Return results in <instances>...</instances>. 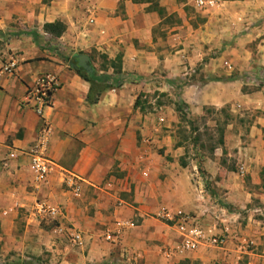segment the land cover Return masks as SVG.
<instances>
[{
	"label": "crops",
	"instance_id": "crops-1",
	"mask_svg": "<svg viewBox=\"0 0 264 264\" xmlns=\"http://www.w3.org/2000/svg\"><path fill=\"white\" fill-rule=\"evenodd\" d=\"M56 21L66 25L59 37L44 30ZM0 31V264H132L103 238L122 219L135 223L123 240L135 264H166L161 248L178 236L155 218L164 206L231 229L226 245L186 259L264 264V0H0ZM81 54L100 80L76 70ZM45 73L60 85L41 116L23 99ZM156 91L172 103L141 101ZM203 120L220 140L204 139ZM44 122L54 168L36 190L28 152ZM69 175L82 179L80 197ZM36 199L61 206L85 246L57 237Z\"/></svg>",
	"mask_w": 264,
	"mask_h": 264
},
{
	"label": "built area",
	"instance_id": "built-area-1",
	"mask_svg": "<svg viewBox=\"0 0 264 264\" xmlns=\"http://www.w3.org/2000/svg\"><path fill=\"white\" fill-rule=\"evenodd\" d=\"M196 3L199 7H212L217 1L196 0ZM94 20V16L90 18L91 23L94 22ZM17 64L18 62L16 59H11L4 68V72L14 73ZM59 85V78L55 74L45 73L40 75L36 79L34 85L27 90L23 99V104L34 109L42 116L45 108L52 105L54 94ZM160 120L163 121V118ZM50 133V124L44 122L39 131L38 143L28 152L30 157L29 169L32 173L36 190H39L47 184L49 176L54 168V163L47 153ZM16 157V152H11L9 155L10 159H15ZM5 165L7 166L8 163H5ZM239 170L243 175L246 173L244 167H240ZM65 184L73 192L75 197H80L82 192V179L75 175H69L65 179ZM197 185L199 186V183ZM202 188L203 187H201V189ZM201 192H203V189ZM34 211L36 215L49 220L53 224L52 230L57 237L67 236L73 246L79 248L85 246L86 243L83 232L77 229H71L65 223L66 213L61 206L42 199H36ZM155 218L173 228L178 236V240L175 243L167 244L161 248V252L167 260L185 258L190 253L196 252L201 248L223 247L229 240L231 229L227 225L225 226V223H222L223 230L218 232L219 225L217 223L207 227L202 224L194 213L181 208L174 209L164 206L157 211ZM134 227L135 223L133 221L122 219L108 226L103 233V238L113 245L120 247L121 253L124 254L123 258L127 259V257H129L132 264L137 263L138 254L129 252L127 248H123V240L126 232Z\"/></svg>",
	"mask_w": 264,
	"mask_h": 264
},
{
	"label": "rangeland",
	"instance_id": "rangeland-1",
	"mask_svg": "<svg viewBox=\"0 0 264 264\" xmlns=\"http://www.w3.org/2000/svg\"><path fill=\"white\" fill-rule=\"evenodd\" d=\"M216 1L218 2V0H216ZM30 29H32V28H30ZM6 49H7V45H6L5 39L0 38V58L3 56V54H4L3 51L6 50ZM148 95H149L148 97L143 96V98L141 99V101H146V102L147 101H149V102L150 101H153L154 104L161 103L162 105H164V104H171L172 103L170 96H162V95H160V97H157L158 96L157 91L156 92H149ZM149 105H153V104H149ZM224 116L225 115H221L220 113H218V114L216 113L213 116L210 115V117H212V120L215 119V120H218L219 121L220 127H221V125L223 123V120L222 119H224ZM187 124L188 123H183L182 128H181L182 131H184V134L187 135V136H191L192 138L195 137L197 134L191 133V129L187 128ZM199 124H200V127H201V133H203L205 135L204 139H207V141H209L210 137L214 136V140L215 141L220 140V135L221 134L218 131V126H212L213 122L209 124L207 122V120H203ZM190 140H193V139H190ZM198 156L200 157V155H198ZM196 157H197V155H196ZM262 174L263 175H261V176H262V179L264 181V172ZM244 178H245V181H251V177L248 176L247 174L244 176ZM256 206H260V205L259 204H256ZM29 262H31V260H29L26 263L29 264ZM166 262H167L166 264H202L201 261H199V260H191V258H187V259L186 258H181L178 263H172V260H167ZM42 264H51V263L50 262L49 263H45L44 262Z\"/></svg>",
	"mask_w": 264,
	"mask_h": 264
},
{
	"label": "trees",
	"instance_id": "trees-1",
	"mask_svg": "<svg viewBox=\"0 0 264 264\" xmlns=\"http://www.w3.org/2000/svg\"><path fill=\"white\" fill-rule=\"evenodd\" d=\"M161 12H163L161 10ZM44 30L45 32L51 34V35H54V36H61L65 30H66V25L61 22V21H56V22H53V23H46L44 25ZM1 37H4L5 38V33L3 31H0V38ZM76 70L79 72V74L85 78L86 80L88 81H95V80H100V78L95 74V72L93 73H90L88 71H86L85 69L81 68V67H78L76 66ZM176 106H177V110L183 115L185 116V105H183L182 103H176ZM181 115V116H182ZM0 250H1V246H0Z\"/></svg>",
	"mask_w": 264,
	"mask_h": 264
},
{
	"label": "water",
	"instance_id": "water-1",
	"mask_svg": "<svg viewBox=\"0 0 264 264\" xmlns=\"http://www.w3.org/2000/svg\"><path fill=\"white\" fill-rule=\"evenodd\" d=\"M89 57L85 54H81L78 56V63L76 64L78 67H81L83 69H85L88 72H92L93 71V67L90 64L89 61Z\"/></svg>",
	"mask_w": 264,
	"mask_h": 264
}]
</instances>
